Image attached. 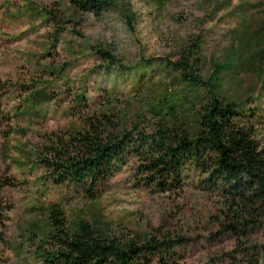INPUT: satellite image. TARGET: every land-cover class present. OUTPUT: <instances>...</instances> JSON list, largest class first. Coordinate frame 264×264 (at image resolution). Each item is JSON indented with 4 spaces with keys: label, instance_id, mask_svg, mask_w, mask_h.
Wrapping results in <instances>:
<instances>
[{
    "label": "rangeland",
    "instance_id": "rangeland-1",
    "mask_svg": "<svg viewBox=\"0 0 264 264\" xmlns=\"http://www.w3.org/2000/svg\"><path fill=\"white\" fill-rule=\"evenodd\" d=\"M122 1L134 16L131 21L123 8L96 17L74 13L68 0H0V176L14 182L3 189L12 210L0 264H43L38 252L54 248L48 237L51 204L63 210L72 228L81 218L102 215L139 234L153 227L188 234L190 240L181 248L184 264L221 261L241 244L221 232L217 199L193 184L179 193H154L137 183L134 164L129 163L99 198L90 200L55 184L40 162L51 138L80 129L84 117L99 112L109 93L125 103L131 117L140 112L143 123L151 125L154 118L141 100L146 88L166 100L186 87L170 80L166 63L155 61L146 68L138 62H174L193 41L202 46L200 72L205 78L215 63L225 68L221 95L252 97L250 105L264 115V62L251 61V54L264 48V0H232L230 6L220 0ZM42 8L51 10L56 22ZM101 43L137 67L130 73H109L90 47ZM81 94L91 106L77 102L73 111ZM43 95L51 99L38 100ZM185 117L189 124L195 120L193 114ZM263 242L264 231L242 246Z\"/></svg>",
    "mask_w": 264,
    "mask_h": 264
},
{
    "label": "trees",
    "instance_id": "trees-1",
    "mask_svg": "<svg viewBox=\"0 0 264 264\" xmlns=\"http://www.w3.org/2000/svg\"><path fill=\"white\" fill-rule=\"evenodd\" d=\"M220 1L226 6L232 3ZM68 3L74 13L100 17L110 9L122 12L123 8L128 21L134 17L122 0ZM42 10L47 19L56 22L51 10ZM58 40L55 35L54 43ZM90 47L111 74L130 73L138 63L149 68L160 61L167 64L170 80L186 88L166 100L148 94L146 88L141 100L146 101L154 118L151 125L143 123L145 116L140 112L131 117L125 103L109 93L99 103V112L84 117L80 129L51 138L47 155L40 158L49 178L90 200L99 198L109 181L129 163L134 164L137 183L154 193H179L193 184L217 199L221 232H229L241 243L221 261L209 264H264V242L242 246L264 231V115L250 105L252 97L241 100L221 95L225 68L215 63L205 78L200 72L202 46L198 41L181 48L174 62L142 58L132 65L119 59L107 44ZM251 59L263 64L264 48L252 53ZM260 70L264 75V66ZM78 97L80 101L74 99L72 110L77 102L91 106L84 94ZM46 98L51 99L43 95L38 100ZM185 114H193L195 120L189 124ZM13 184L10 178L0 176V262L9 243L12 210L3 189ZM49 207L48 237L54 248L38 252L43 264H184L181 248L190 240L188 234L163 227L139 234L102 215L81 218L72 228L63 210L56 204Z\"/></svg>",
    "mask_w": 264,
    "mask_h": 264
}]
</instances>
